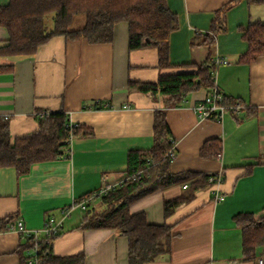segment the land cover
Here are the masks:
<instances>
[{
  "label": "crops",
  "instance_id": "1",
  "mask_svg": "<svg viewBox=\"0 0 264 264\" xmlns=\"http://www.w3.org/2000/svg\"><path fill=\"white\" fill-rule=\"evenodd\" d=\"M230 1L166 0L179 21L170 35L169 68H160L156 48L130 50L127 22L115 26L110 42L59 35L33 56L0 57V65L11 66L0 71V119L9 121L11 144L37 131L40 119L52 112L64 111L71 124L93 132L73 137L68 157L35 163L27 174L0 167V220L12 218L7 230L0 231V264H21L22 238L11 228L14 222L40 230L47 216L59 217L63 208L105 184L118 185L127 174L129 152L153 146L155 112L163 109L176 145L172 171L198 176L130 205L131 214L143 212L148 223L172 228L169 252L148 264H257L264 257V239L250 254L244 252L243 232L234 221L239 214L264 217V56L251 64L239 62L248 50L245 30L256 22L264 24V3L241 0L230 8L227 29L215 36L211 50L203 35L210 31L216 11ZM9 2L0 0V6ZM7 39V30L0 27V46ZM210 53L211 63L216 58L228 61L216 69L213 80L227 99L245 104L239 116L226 115L222 122L199 118L194 108L211 87L188 93L179 105L169 107L163 94L130 86L156 83L161 75L197 73ZM211 140L221 141V159L201 157L202 147ZM221 171L222 201H215V185L207 184L165 216V200L178 198L203 175ZM83 216L75 209L65 220L52 253H83L84 264H129L128 238L114 229H81ZM46 238H33L25 254L36 242L40 248Z\"/></svg>",
  "mask_w": 264,
  "mask_h": 264
},
{
  "label": "trees",
  "instance_id": "2",
  "mask_svg": "<svg viewBox=\"0 0 264 264\" xmlns=\"http://www.w3.org/2000/svg\"><path fill=\"white\" fill-rule=\"evenodd\" d=\"M241 0H231L216 11L210 31L204 34V43L211 50L215 36L227 29V12ZM250 4H262L264 0H248ZM52 15L49 27L47 18ZM78 16L85 17L83 27L73 29ZM120 22L129 24V48L131 51L156 48L160 68H169L170 35L178 28L177 16L170 11L166 0H10L0 6V27L7 30L8 39L0 46V57L33 56L41 46L55 36H65L70 40L86 39L94 43L113 40L114 28ZM243 38L248 50L239 58L243 64H251L264 56V24H251ZM196 41H193V45ZM211 53L205 63L197 66V73L161 75L156 83L131 82V88L151 95L163 94L169 107L179 105L188 93L201 87L214 84V65L210 62ZM11 67L0 65V71ZM229 102L233 99L228 98ZM92 130L84 125L71 124L69 115L52 112L39 121V129L17 138L11 144L9 121L0 119V167H14L19 175L27 174L31 166L39 162L54 161L68 157L71 136L89 137ZM171 130L167 123L166 110H157L154 116V141L148 150H134L128 154V174L150 167L146 174L125 182L121 186L100 197L97 206H88L84 211L79 228L114 229L129 240V264H148L170 250L171 226L150 224L145 213L131 214L129 207L135 201L161 189L184 183L197 177V173H174L172 161L167 153L172 147ZM222 151L219 140L205 143L201 157L214 158ZM203 175L190 185L178 198L165 200V216H170L183 202L190 201L199 187L211 184ZM92 194V193H91ZM88 194L86 196H89ZM84 196V197H86ZM83 198V197H82ZM78 201V200H77ZM11 217L0 220V231H6ZM243 232L244 252L250 254L264 239V217L253 214H239L234 219ZM56 235L40 242L42 254L39 264H84L83 253L57 257L52 253ZM19 247L21 264H28L25 252L33 244V236L21 233Z\"/></svg>",
  "mask_w": 264,
  "mask_h": 264
},
{
  "label": "built area",
  "instance_id": "3",
  "mask_svg": "<svg viewBox=\"0 0 264 264\" xmlns=\"http://www.w3.org/2000/svg\"><path fill=\"white\" fill-rule=\"evenodd\" d=\"M227 63L228 61L222 58H216L215 60L212 61V64L214 65L213 78H215L216 69L220 65H225ZM194 109L201 120L213 119L217 122H222L224 116L226 115L233 114V115L239 116L244 111L245 104L239 100L229 102L225 94L222 93L217 88L216 82H214V85L211 87L204 101L198 104L197 106H195ZM72 139H73V136H71L70 138V143ZM167 156L172 162L176 159V156H177L176 155V145L174 141L172 143L171 149L167 153ZM217 157L221 159L222 154L220 153ZM150 165L143 170H139L135 172L134 174L127 173L125 178L118 185L105 184L99 191L94 192L89 196L83 197L80 200L71 204L70 206L63 208L60 212L59 217L50 216V215L47 216L40 230L30 231L26 228L25 224L20 220H17L16 222H14V225L11 228L16 230L20 234L23 233L28 236H33L34 239H36V241L38 240L37 238L40 236V234H44L47 237H52L54 235H57L63 229L65 220L71 216L72 212H74L75 209H79L83 212L86 211L90 204L91 205L95 204V200L97 198H100L106 195L109 191L121 186L125 182H128L130 180H137L143 177L148 171ZM223 180H224L223 171L209 178V181L211 182V184L215 185L214 194H215L216 202H220L224 198L223 194L221 193V189H220V186L223 183ZM187 187L188 185L185 184V188ZM40 254H41V251H40L38 243L36 242L32 248V251L29 252L28 254L29 256L28 264H39ZM257 264H264V257L258 258Z\"/></svg>",
  "mask_w": 264,
  "mask_h": 264
},
{
  "label": "rangeland",
  "instance_id": "4",
  "mask_svg": "<svg viewBox=\"0 0 264 264\" xmlns=\"http://www.w3.org/2000/svg\"><path fill=\"white\" fill-rule=\"evenodd\" d=\"M83 20H85V17L84 16H78L74 19V22L72 24V28H79L81 27L82 23H83ZM47 23H48V26L50 27L51 24H52V15L49 16L47 18ZM99 201H97V205H98Z\"/></svg>",
  "mask_w": 264,
  "mask_h": 264
}]
</instances>
